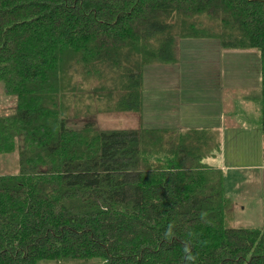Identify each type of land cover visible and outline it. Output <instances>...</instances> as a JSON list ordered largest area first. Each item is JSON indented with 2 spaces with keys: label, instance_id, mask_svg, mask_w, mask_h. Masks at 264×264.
I'll return each mask as SVG.
<instances>
[{
  "label": "trees",
  "instance_id": "obj_1",
  "mask_svg": "<svg viewBox=\"0 0 264 264\" xmlns=\"http://www.w3.org/2000/svg\"><path fill=\"white\" fill-rule=\"evenodd\" d=\"M193 38L258 50L264 154V0H0V81L16 102L0 153L18 158L0 173V264H185L189 232L195 264H264V226L227 222L207 128L99 129L88 103L70 124L91 91L106 111L141 113L145 67L178 62Z\"/></svg>",
  "mask_w": 264,
  "mask_h": 264
},
{
  "label": "rangeland",
  "instance_id": "obj_2",
  "mask_svg": "<svg viewBox=\"0 0 264 264\" xmlns=\"http://www.w3.org/2000/svg\"><path fill=\"white\" fill-rule=\"evenodd\" d=\"M187 40H194L196 47L204 51L206 48H219L216 55H208L201 53L198 57L192 59L185 67L190 68V71H195L194 84L195 88H201L198 100H193L192 104L199 106H206L210 102H214L217 110L220 105L216 102V98L222 99L224 111L227 112L235 105L241 102L251 104L250 114L256 117L255 108H259V103L254 100L255 96L260 92V55L255 48H233L222 49L219 40L215 38H193L182 39L178 45V55L180 49ZM201 51V52H202ZM197 52V51H195ZM180 58V56H179ZM174 64H154L148 65L144 69V83L143 92L146 93V108L151 112L150 107L153 102H150L152 90L154 88L155 80L162 79L158 77V72L164 69L169 70L174 68ZM249 71L248 76H244L245 72ZM224 86L223 95L221 88ZM161 93H171L173 89L168 87H159ZM79 93V91L77 92ZM96 91L88 92L92 95L90 98H84L83 103L79 105L77 96L75 97V119L71 118L70 124L79 127L82 125L86 115L84 111L85 103L91 105V109H102L99 112L96 110L89 115L94 119L96 126L99 129H114L131 127L135 125L139 119V114L136 112L125 111H109L107 102L97 101ZM145 97V96H144ZM143 97V99H144ZM145 101V100H144ZM219 102V101H218ZM236 103V104H235ZM257 103V104H256ZM15 98L6 93L2 82L0 81V113H9L15 108ZM215 106V105H214ZM78 107L80 109H78ZM77 110L80 111L77 115ZM202 112V109H200ZM260 115V110H258ZM215 115V114H213ZM232 116L227 115L226 121L231 120ZM253 128H256L252 125ZM248 126V127H249ZM228 127V126H227ZM261 130V129H260ZM254 133L255 130H253ZM233 134L228 129H225V137L222 142V154L224 160L220 165H223V170L226 173V191L232 198V206L228 213L227 222L231 226H264V181L256 180V176L261 175L264 178V154L263 147L256 150L253 155H243L235 153L233 148ZM262 144V133L261 140ZM255 148V147H254ZM253 148L248 147V153ZM18 170L17 152L0 153V173H13ZM264 180V179H263ZM38 264H104L98 259L86 260H41Z\"/></svg>",
  "mask_w": 264,
  "mask_h": 264
},
{
  "label": "crops",
  "instance_id": "obj_3",
  "mask_svg": "<svg viewBox=\"0 0 264 264\" xmlns=\"http://www.w3.org/2000/svg\"><path fill=\"white\" fill-rule=\"evenodd\" d=\"M194 42V40H187V42L183 44L180 49V58L177 64L173 66L174 68L169 70L164 69L158 72V77L169 79H159L157 82L155 80L154 88L156 90H152L150 98V102H153L150 107V110L153 108L151 112L147 111L146 93L145 91L143 92V97H145L143 99L142 112L139 114V119L136 121L135 125L132 126V124L131 127L142 125L147 127L168 128L170 130L173 129L178 131L191 128H207L210 133L208 136L210 146L205 160L210 165L223 168V165L220 164L224 160L221 152L226 128L233 134V151H235V153L253 155L254 152H256L254 149L259 150L260 147L262 149V144L260 143V115L258 114L260 108H255V117L254 114H250L251 104L248 105L246 102H241L239 105H235L227 112H225L223 108V98L219 99L218 97H215L216 102L220 105L218 110L214 102H210L202 107L192 104L193 100H198L200 98L199 94L202 91L201 88H195L194 86V84H197V82L194 81V75L192 74L195 71H190V68L182 67H185L192 59L201 55V53L216 55L219 52V48L216 47L206 48L202 51L200 48L196 47ZM248 75L249 71L245 72L244 76ZM160 86H170L173 91L168 94L161 93L159 90ZM223 89L224 86L221 88L222 95ZM200 109H202V112H200ZM227 115L228 117L229 115L232 116L231 120L229 119L228 122L226 121ZM250 120L252 121V125L256 127L253 128L256 133L251 129L252 126H249L251 124ZM216 140H219L220 142L219 147H216ZM250 146L253 150H250L248 153V147ZM255 179L258 181H264V178L261 175L256 176Z\"/></svg>",
  "mask_w": 264,
  "mask_h": 264
},
{
  "label": "clouds",
  "instance_id": "obj_4",
  "mask_svg": "<svg viewBox=\"0 0 264 264\" xmlns=\"http://www.w3.org/2000/svg\"><path fill=\"white\" fill-rule=\"evenodd\" d=\"M173 228L174 225L170 223L163 233L164 239L171 241V239L174 237ZM193 235H194L193 233L189 232L187 234L188 239L184 241L183 259L185 264H195L196 256L193 254L191 250V238L193 237Z\"/></svg>",
  "mask_w": 264,
  "mask_h": 264
}]
</instances>
